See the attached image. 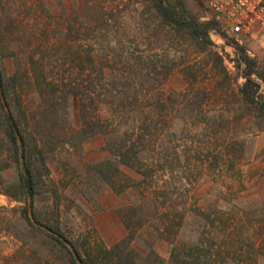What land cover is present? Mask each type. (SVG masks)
I'll use <instances>...</instances> for the list:
<instances>
[{"label":"rangeland","instance_id":"374dc122","mask_svg":"<svg viewBox=\"0 0 264 264\" xmlns=\"http://www.w3.org/2000/svg\"><path fill=\"white\" fill-rule=\"evenodd\" d=\"M170 1L181 13L201 23L213 19L203 0ZM151 7L149 0H0V59L5 78L17 76L16 89L11 87L12 106L21 111L23 128L43 146L49 169V174L43 169L42 194L32 210L43 222L59 229L68 242L83 252H94L99 264H114L100 253L128 234L119 211L139 207L144 201L135 188L117 194L97 174L95 166L113 156L105 147V135L84 141L82 136L73 135L81 128L76 99H60L57 110L45 108L32 80V58L38 66L46 67L49 78H66L69 83L84 79L76 71L87 66L84 59L92 49L98 60H108L117 70L113 74L122 79L128 76L122 72L150 57L163 74L177 64L164 78L163 90L185 93L192 82L193 94H199L196 99L190 95L192 104L180 97L172 131L179 134L187 126L185 117L188 128L192 127L193 120L186 113L196 109L214 116L215 127L205 133L210 139L200 136V140L213 144L209 145L211 151L221 144L214 130H225L239 142L235 169H201L196 182L188 186L192 198L188 207L226 212L225 218L231 219L233 227L240 226L243 217L246 235L264 245V121L260 110L240 97L249 71L240 48L255 62L252 77L260 85L258 95L263 102L264 52L252 42L236 43L220 26L211 31V46L182 41L150 11ZM218 34L226 38L225 44ZM77 52L81 60H77ZM184 67L191 68L186 76ZM134 73L133 80L141 78L139 72ZM3 150L0 146V264H69L66 250L56 241L58 236L34 221L32 226L23 217L31 201L23 195L18 200L11 197L18 194L15 187L20 183V170ZM120 170L126 177L140 180L134 170L125 166ZM186 198H180L181 206ZM207 228L202 217L189 213L178 242L194 244ZM131 247L143 257L154 250L163 260L161 264L168 263L172 250L150 223L139 231ZM258 252L259 264H264V246ZM143 264H157L156 257Z\"/></svg>","mask_w":264,"mask_h":264},{"label":"trees","instance_id":"16d2710c","mask_svg":"<svg viewBox=\"0 0 264 264\" xmlns=\"http://www.w3.org/2000/svg\"><path fill=\"white\" fill-rule=\"evenodd\" d=\"M149 1L152 5L150 11L179 39L204 47L213 45L211 31L219 26L215 19L201 23L181 13L170 0ZM240 49L243 62L249 69L244 77L246 81L240 88V97L247 105L258 108L261 112L259 117L264 121V102L258 95L260 85L252 77L251 69L255 62L243 47ZM94 51L92 49L84 59L87 66L76 71L80 78L84 76L83 80L67 83L66 78L51 79L46 67L38 66L39 62L34 58L31 76L48 111L57 110L60 99L77 100L81 128L74 130L73 135L82 136V141L99 134L105 135V147L113 156V159L95 166L97 174L117 194L135 188L144 201L139 207L119 211L128 234L113 248H104L100 255L105 260L114 261V264H143L152 257H156V263L161 264L163 260L154 250L143 257L131 247L139 231L150 223V227L172 246L167 264H259L258 251L264 245H258L251 236L246 235L241 225L243 217L240 226L233 227L230 225L231 219L225 218L228 215L226 212H206L196 206L188 207L192 199L188 186L196 182L201 169L213 172L224 168L227 171L235 169L236 161L240 158L236 156L237 139L230 138L225 130H214L213 135L218 137L221 144L211 151L209 145L213 144L200 140V136L210 139V135L206 134L215 127L214 116L196 109L186 113L193 120L192 127L188 128L185 117L187 126L179 134L172 131L174 111L180 104V97L189 103L194 101L190 95H194L195 99L199 97L198 93L193 94L195 87L192 82L185 93H167L163 90L164 78L177 64L163 74L150 57L146 60L139 58L144 64L131 66L129 72L121 71L128 75L122 79L120 75L116 77L113 74L116 68L108 60L99 61ZM76 58L82 59L80 52L76 53ZM190 69L184 67L182 73L186 76ZM135 70L139 72L137 76L141 75L138 80L132 79L136 77ZM108 71L112 78H109ZM163 75V80H160ZM16 77L5 78L0 59V146L9 153L12 163L20 170V183L15 187L18 194L11 197L18 200L23 195L27 201H31L23 217L32 226L38 224L58 236L56 241L66 250L69 264H99L94 252H83L77 245L68 242L59 229L43 222L32 210L35 199L42 194L41 185L46 177L43 169L47 174L49 169L43 146L23 128L19 118L21 111L16 112L12 106L11 87L16 89ZM150 84L152 88H147ZM121 166L137 172L140 180L123 175ZM2 185L0 182V189ZM182 196L187 197L183 206L179 201ZM189 213L202 217L208 228L196 243H179L178 237Z\"/></svg>","mask_w":264,"mask_h":264},{"label":"built area","instance_id":"2783aa9c","mask_svg":"<svg viewBox=\"0 0 264 264\" xmlns=\"http://www.w3.org/2000/svg\"><path fill=\"white\" fill-rule=\"evenodd\" d=\"M222 32L236 43L258 44L264 52V0H203ZM225 44L226 38L218 34Z\"/></svg>","mask_w":264,"mask_h":264}]
</instances>
